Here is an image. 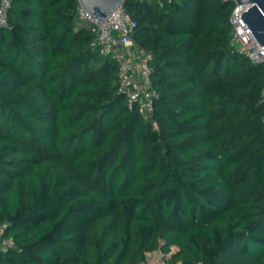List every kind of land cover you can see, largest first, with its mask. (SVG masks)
Listing matches in <instances>:
<instances>
[{
    "label": "trees",
    "instance_id": "trees-1",
    "mask_svg": "<svg viewBox=\"0 0 264 264\" xmlns=\"http://www.w3.org/2000/svg\"><path fill=\"white\" fill-rule=\"evenodd\" d=\"M77 4L10 0L0 28V264H264V66L235 3L124 0L158 129Z\"/></svg>",
    "mask_w": 264,
    "mask_h": 264
},
{
    "label": "built area",
    "instance_id": "built-area-1",
    "mask_svg": "<svg viewBox=\"0 0 264 264\" xmlns=\"http://www.w3.org/2000/svg\"><path fill=\"white\" fill-rule=\"evenodd\" d=\"M244 5L235 3V9L231 14L230 22L233 28L231 44L245 54L253 64L264 66V46L257 42L239 15L240 6ZM9 7L10 0H0V28L8 27ZM76 10L78 20L88 25L95 34L91 47L102 57L116 63L119 92L126 97L129 108L138 107L144 121L150 122L158 129V124L152 117L155 101L159 97L151 79L153 58L135 43L133 37L136 22L130 17L123 3L106 17L89 14L80 0ZM261 96L264 102V85ZM4 231L5 226L0 227V252H5L14 245L13 239L3 237Z\"/></svg>",
    "mask_w": 264,
    "mask_h": 264
},
{
    "label": "water",
    "instance_id": "water-1",
    "mask_svg": "<svg viewBox=\"0 0 264 264\" xmlns=\"http://www.w3.org/2000/svg\"><path fill=\"white\" fill-rule=\"evenodd\" d=\"M89 14L95 17H106L124 0H80ZM244 5L240 6V16L251 30L257 42L264 46V0H227Z\"/></svg>",
    "mask_w": 264,
    "mask_h": 264
},
{
    "label": "rangeland",
    "instance_id": "rangeland-1",
    "mask_svg": "<svg viewBox=\"0 0 264 264\" xmlns=\"http://www.w3.org/2000/svg\"><path fill=\"white\" fill-rule=\"evenodd\" d=\"M176 251V248H172L170 255ZM164 257V254H162L160 251L147 254V262L145 264H164Z\"/></svg>",
    "mask_w": 264,
    "mask_h": 264
},
{
    "label": "crops",
    "instance_id": "crops-1",
    "mask_svg": "<svg viewBox=\"0 0 264 264\" xmlns=\"http://www.w3.org/2000/svg\"><path fill=\"white\" fill-rule=\"evenodd\" d=\"M149 254H151V253H149Z\"/></svg>",
    "mask_w": 264,
    "mask_h": 264
}]
</instances>
